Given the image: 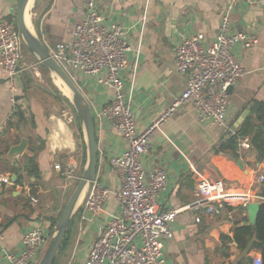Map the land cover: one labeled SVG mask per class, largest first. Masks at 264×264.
Segmentation results:
<instances>
[{
  "label": "crops",
  "instance_id": "1",
  "mask_svg": "<svg viewBox=\"0 0 264 264\" xmlns=\"http://www.w3.org/2000/svg\"><path fill=\"white\" fill-rule=\"evenodd\" d=\"M17 1L0 0V14L15 19ZM29 1L28 26L46 47L48 43L54 46L58 42H69L73 27L85 14L83 0H31L30 4ZM230 3L233 4L230 32L252 34L257 43L245 47L239 42L232 47L245 73L232 87L230 94L236 99L230 97L225 125L200 123L191 102H186L153 131L149 149L140 156V161L148 171L160 167L167 173L166 189L157 199L160 210L176 209L198 199L200 175L220 178L232 190L244 193L256 194L257 186L262 183L257 178L264 174V157L260 161L256 159L250 148L249 134L237 138L238 157H233L234 152L225 148L215 151L248 115L251 114L254 123L255 106L264 102V0H98L105 21L117 22L127 31L131 50L127 52L123 79L126 89H131V109L139 131L155 122L186 86V75L173 65L180 38L201 32L207 43L214 40L222 12ZM26 70V65L20 66L17 88L11 90L0 69V178L11 180V184L0 180L1 264L5 263L2 250L19 251L22 236L31 228L42 227L48 243L70 197L66 198L65 193L74 180L78 181L87 163L83 124L75 111L77 124L73 127L72 119L65 116V107L56 103L63 99L74 108L70 98L55 83L52 85L57 94L43 85L35 88L38 82L25 74ZM74 80L88 100L95 122L98 161L94 178L110 192L103 212L92 215L83 209L84 191L70 217L54 264H58L65 253L66 264H84L91 242L110 216L121 208L114 194L121 187V180L109 158L120 154L126 142L102 112L113 91L80 71L74 72ZM44 100L48 103H43ZM16 105L22 108L27 122L32 119L34 122V125L21 126L18 133L15 127L7 126ZM245 109H249V113L230 131ZM22 138L26 139L23 152L9 158V148L19 144ZM28 140L33 146H42L36 155L37 166L43 156L50 161V170L42 171L38 166L37 178L28 175L24 168L23 154L30 144ZM243 142L247 146H243ZM238 160L242 167L237 164ZM67 161L75 165L73 177L55 167V164L64 166ZM12 174L16 175L15 181L11 179ZM48 175L44 187L41 183ZM30 196L37 198L36 205L31 204ZM257 200L263 199H252ZM200 212V222L195 221L197 211L193 209L176 214L171 224L172 236L163 249L164 264H253L255 257L262 259L261 250L250 247L251 241L240 248L233 239L234 227L247 220L245 206H234L231 217L225 213L209 216L203 209Z\"/></svg>",
  "mask_w": 264,
  "mask_h": 264
},
{
  "label": "built area",
  "instance_id": "2",
  "mask_svg": "<svg viewBox=\"0 0 264 264\" xmlns=\"http://www.w3.org/2000/svg\"><path fill=\"white\" fill-rule=\"evenodd\" d=\"M83 1L85 14L73 27L71 41L58 42L47 49L73 80L74 72L80 71L112 89L113 95L102 112L126 142L120 154L109 158L121 180V187L114 192L121 208L110 216L91 242L84 264H164L163 249L172 236L171 224L179 211H197L195 221L200 222V209L209 216L225 213L231 217L234 206L263 199L254 193L234 191L220 178L200 175L198 199L176 209L160 210L157 199L166 189L167 173L160 167L148 171L140 161L160 122L186 102H191L200 123L225 125L230 103L228 87L235 86L245 73L232 47L239 42L251 47L257 43V38L242 31L230 32L232 3L222 12L218 31L211 42L207 43L201 32L182 36L175 48L173 65L186 75V86L155 122L139 131L131 109V89H126L123 79L127 52L131 50L127 31L117 22L105 21L98 0ZM22 43L15 20L0 14V69L11 90L17 88ZM242 145L247 146L244 142ZM55 167L68 177L74 175L75 165L70 161L64 166L55 164ZM257 179L263 182L264 174H259ZM0 180L11 184L9 177ZM109 192V188L93 178L85 188L83 209L92 215L100 214ZM30 202L36 205L37 198L30 196ZM81 218L84 219V215ZM46 244L47 234L43 228H31L22 236L19 251L2 250L4 264H35ZM253 264H263L261 257H255Z\"/></svg>",
  "mask_w": 264,
  "mask_h": 264
},
{
  "label": "water",
  "instance_id": "3",
  "mask_svg": "<svg viewBox=\"0 0 264 264\" xmlns=\"http://www.w3.org/2000/svg\"><path fill=\"white\" fill-rule=\"evenodd\" d=\"M29 0H18L15 8V23L19 33L21 34L27 48L37 57L41 66L48 72L59 77L63 83L70 89L72 93L71 102L75 108L77 116L84 127L86 145H87V163L74 188L69 199L64 205L55 225L53 234L49 238L47 246L40 257L38 264H52L59 246L66 232L70 217L75 209L79 196L87 184L90 183L95 175L96 165L98 161V146L95 137V122L93 113L88 100L80 90L75 81L60 67L53 59L47 47L43 44L40 38L29 28L25 20V9ZM232 86L228 87V92L231 93ZM18 96H16L17 98ZM249 113V109H245L237 119L235 125L230 131L235 130V126L241 123L245 116ZM229 131V132H230ZM26 146V139L22 138L19 144L11 145L7 152V156L11 158L15 153H22ZM15 163V161H13ZM237 164L242 167L240 160ZM11 179L16 180V175L12 174ZM263 200L249 201L245 204L247 220L241 222L240 225H254L257 219L260 205ZM100 231V230H99Z\"/></svg>",
  "mask_w": 264,
  "mask_h": 264
},
{
  "label": "trees",
  "instance_id": "4",
  "mask_svg": "<svg viewBox=\"0 0 264 264\" xmlns=\"http://www.w3.org/2000/svg\"><path fill=\"white\" fill-rule=\"evenodd\" d=\"M67 101L69 99H66ZM69 102V101H68ZM256 103V101H255ZM255 122H251V114L248 115L243 124L231 135L228 139L220 145L215 152L222 151V149H228L234 154L233 157H238L237 154V138L245 134H249L250 148L256 156V159L260 161L264 157V102H259L255 106ZM27 123L34 125L33 119L31 122H27L24 112L19 105H16L10 119L7 121L8 127H15V130H20L21 126H25ZM29 141V140H28ZM30 144L27 151L23 154L24 168L28 175L37 178L39 176V170L36 163V155L42 146H33ZM256 194L263 197V203L260 205L257 219L254 225H239L234 227L233 239L236 241L240 248H245L251 241V245L261 250L262 262L264 264V181L261 185L257 186ZM252 239V240H251ZM55 263V259L52 264Z\"/></svg>",
  "mask_w": 264,
  "mask_h": 264
},
{
  "label": "rangeland",
  "instance_id": "5",
  "mask_svg": "<svg viewBox=\"0 0 264 264\" xmlns=\"http://www.w3.org/2000/svg\"><path fill=\"white\" fill-rule=\"evenodd\" d=\"M15 20V19H14ZM71 41V40H70ZM69 41V42H70ZM49 46H53V44H49ZM21 52H22V59L20 61V66L21 65H26L27 66V70L25 71V74L30 75L31 78L34 80H36L37 86H34L35 88H42L40 87L41 85L47 87L51 92H53L54 94L58 93L57 90L53 87L52 83H55L58 88L60 89V91L63 94H67L66 96H68L70 98V94H68L65 90L61 89V86L57 83L56 81V76L52 73H48L40 64L39 60L37 59V57L31 53V51L27 48L26 44L22 43V48H21ZM231 99L234 98L236 99V96L234 94H230ZM71 101V99H70ZM43 103H48V101L44 100ZM57 104H59L62 108L65 107V116L66 118H71L72 122L70 124H72L73 127L76 126L77 124V118H76V113H75V109L67 102H65L63 99L59 100V102H56ZM236 104V102H235ZM80 162V166H79V172L81 171V167H82V163H81V158L78 159ZM39 168L43 171L44 169L50 170L51 166H50V161L43 156L39 163H38ZM20 170H17L18 174ZM49 175L47 176V178H43L42 181V186H46V179H48ZM79 180V179H78ZM78 181L74 180V182H72V184L68 187L66 193H65V197L67 198L69 195H71L73 189L76 186V183ZM225 183V182H224ZM226 185V184H225ZM227 186V185H226ZM228 187V186H227ZM57 255V254H56ZM67 253L64 254V256H61L59 258L58 264H66V260H67ZM39 259V258H38Z\"/></svg>",
  "mask_w": 264,
  "mask_h": 264
},
{
  "label": "bare ground",
  "instance_id": "6",
  "mask_svg": "<svg viewBox=\"0 0 264 264\" xmlns=\"http://www.w3.org/2000/svg\"><path fill=\"white\" fill-rule=\"evenodd\" d=\"M30 1H31V0H30ZM30 1H29V4H30ZM28 7H29V5H28L27 8L25 9V20H26L27 25L30 26V22H29V14H28V12H27ZM56 78H57L56 81H57V83L61 86V89L65 90L68 94H70V98H71V97H72V93H71L70 89H69V88L63 83V81H62L59 77L56 76ZM66 95H67V94H66ZM84 191H85V188L82 190V192H81V194H80V196H79V199H78L77 203L81 201V197L83 196Z\"/></svg>",
  "mask_w": 264,
  "mask_h": 264
}]
</instances>
